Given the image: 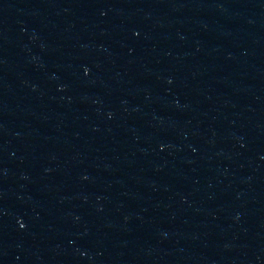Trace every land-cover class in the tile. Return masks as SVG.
Returning <instances> with one entry per match:
<instances>
[{"label":"water","instance_id":"95a60500","mask_svg":"<svg viewBox=\"0 0 264 264\" xmlns=\"http://www.w3.org/2000/svg\"><path fill=\"white\" fill-rule=\"evenodd\" d=\"M0 264H264V0H0Z\"/></svg>","mask_w":264,"mask_h":264}]
</instances>
